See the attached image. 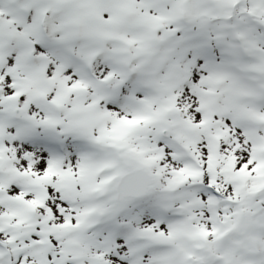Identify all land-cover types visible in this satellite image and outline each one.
I'll list each match as a JSON object with an SVG mask.
<instances>
[{"label": "snow or ice", "instance_id": "obj_1", "mask_svg": "<svg viewBox=\"0 0 264 264\" xmlns=\"http://www.w3.org/2000/svg\"><path fill=\"white\" fill-rule=\"evenodd\" d=\"M0 264H264V0H0Z\"/></svg>", "mask_w": 264, "mask_h": 264}]
</instances>
